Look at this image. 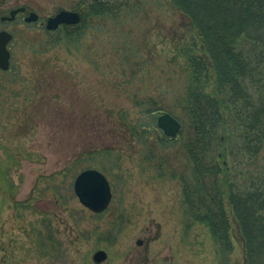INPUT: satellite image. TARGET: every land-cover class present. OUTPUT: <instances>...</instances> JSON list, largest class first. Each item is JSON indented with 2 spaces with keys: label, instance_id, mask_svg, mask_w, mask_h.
<instances>
[{
  "label": "rangeland",
  "instance_id": "rangeland-1",
  "mask_svg": "<svg viewBox=\"0 0 264 264\" xmlns=\"http://www.w3.org/2000/svg\"><path fill=\"white\" fill-rule=\"evenodd\" d=\"M76 2L9 0L8 6L25 4L45 18ZM9 27L10 64L0 69V264H95L98 249L106 252L99 264H245L225 198L227 256L186 212L181 182L171 175L185 165L180 141L163 147L149 132L141 142L128 128L150 123L147 110L155 103L161 113L181 112L178 98L190 71L183 47L197 35L175 5L130 0L117 14L88 16L79 35L54 44L43 26ZM255 65L250 88L259 93L264 60ZM85 168L109 181L111 200L99 213L73 189Z\"/></svg>",
  "mask_w": 264,
  "mask_h": 264
},
{
  "label": "trees",
  "instance_id": "trees-1",
  "mask_svg": "<svg viewBox=\"0 0 264 264\" xmlns=\"http://www.w3.org/2000/svg\"><path fill=\"white\" fill-rule=\"evenodd\" d=\"M170 1L197 35L183 47L190 71L177 104L181 129L175 137L162 133L154 121L163 109L157 103L147 110L150 123L128 128L141 142L149 132L163 147L180 141L185 165L171 168V175L181 182L186 212L208 228L227 256L232 244L225 198L244 244L245 264H264V86L259 93L250 88L255 64L264 60V0ZM129 3L77 0L80 21L48 32L47 41L76 37L88 16L117 14ZM209 70L211 91L205 89ZM149 152L159 154L150 146Z\"/></svg>",
  "mask_w": 264,
  "mask_h": 264
},
{
  "label": "water",
  "instance_id": "water-1",
  "mask_svg": "<svg viewBox=\"0 0 264 264\" xmlns=\"http://www.w3.org/2000/svg\"><path fill=\"white\" fill-rule=\"evenodd\" d=\"M23 7H17L11 10L10 18L13 14L22 10ZM37 14L30 12L26 20L36 19ZM80 20L77 11L61 9L54 15L48 17L46 27L54 29L60 23L75 24ZM11 34L5 30L0 31V68L7 69L9 66V51L6 48L7 42L10 40ZM156 125L162 130L163 134L174 137L181 128V124L177 118L168 112L159 114L156 118ZM74 192L85 207L93 212L103 211L111 200V190L109 181L106 176L95 168H85L81 170L74 178ZM106 258V252L102 249L96 250L92 259L95 264H99Z\"/></svg>",
  "mask_w": 264,
  "mask_h": 264
},
{
  "label": "flooded vegetation",
  "instance_id": "flooded-vegetation-1",
  "mask_svg": "<svg viewBox=\"0 0 264 264\" xmlns=\"http://www.w3.org/2000/svg\"><path fill=\"white\" fill-rule=\"evenodd\" d=\"M8 1L9 0H0V31L5 30L11 34V38L6 44V48L9 51V64H10V58H11L10 45H11L13 37H14V32L12 30H10V27H9L10 23L22 22V23L34 24V25L38 26V29H39V26L40 27L43 26L45 33H47V34H48V32H54V31H57L58 29H61L65 25V23H60L59 25H57L56 28L50 30L46 27V21H47L48 17L54 15L57 11L50 16H46L45 18H40L39 15L37 14V12H35L34 10L29 8L25 4H18L12 8H9ZM17 7H23V9L16 11L13 14V17L10 18L11 10L14 8H17ZM32 11L37 14L36 19L26 20V17ZM66 25H70V24L67 23ZM1 70H3V69H1Z\"/></svg>",
  "mask_w": 264,
  "mask_h": 264
},
{
  "label": "bare ground",
  "instance_id": "bare-ground-1",
  "mask_svg": "<svg viewBox=\"0 0 264 264\" xmlns=\"http://www.w3.org/2000/svg\"><path fill=\"white\" fill-rule=\"evenodd\" d=\"M71 10H74V11H77L76 9H71ZM78 13H79V11H77ZM79 15H80V13H79ZM81 16V15H80Z\"/></svg>",
  "mask_w": 264,
  "mask_h": 264
}]
</instances>
